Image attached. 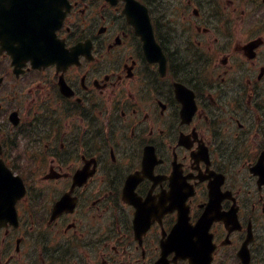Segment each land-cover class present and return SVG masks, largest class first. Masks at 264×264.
<instances>
[{
	"label": "flooded vegetation",
	"instance_id": "af4514ba",
	"mask_svg": "<svg viewBox=\"0 0 264 264\" xmlns=\"http://www.w3.org/2000/svg\"><path fill=\"white\" fill-rule=\"evenodd\" d=\"M177 1L169 4L166 27L169 63L188 58L192 42L209 59L197 72L177 63L162 76L118 6L70 0L62 27L48 31L63 0H0L2 157L11 169L38 173L17 202L18 219L0 220V264H264V185L250 172L264 151V45L255 59L247 58L243 46L252 31L198 24L200 13L191 16L188 9L199 1ZM187 24L200 37L184 36ZM48 34L68 46L93 41L94 57L81 56L64 74L71 97L61 93L55 65L33 69L21 51ZM15 58L24 60L19 75ZM176 82L195 92L198 109L190 123H182ZM26 93L33 97L26 100ZM13 111L25 124L24 138L34 141L28 149L12 148L7 119ZM255 136L258 148L252 149ZM20 156H27L25 164H17ZM87 162L94 173L74 186ZM131 175L136 180L127 185ZM220 180L229 192L221 210L238 219H217L197 231L207 247L213 244L211 262L167 254L179 217L175 204L187 206L195 225L209 186ZM68 192L74 210L53 219L56 202ZM249 235L247 261L240 251Z\"/></svg>",
	"mask_w": 264,
	"mask_h": 264
},
{
	"label": "water",
	"instance_id": "95a60500",
	"mask_svg": "<svg viewBox=\"0 0 264 264\" xmlns=\"http://www.w3.org/2000/svg\"><path fill=\"white\" fill-rule=\"evenodd\" d=\"M128 3H129V6H130L129 7V12L131 14L130 16L132 18V22H134L135 25H137L139 27L141 32L146 37V26H145V24L142 22V20L139 17V14H138L139 9H138L137 5L133 2V0H130ZM139 12L141 13V11H139ZM145 16H146V22H147V26H148L147 30L150 33V35L152 36V31H151L150 24L148 22L146 10H145ZM1 168H3V167H0V187L2 185V182H4L7 186L12 188L11 193H10V197H11L12 201H14L19 196L20 185L17 182H15L13 178H10L9 182L7 180L5 181L4 178H3L4 171ZM257 172L260 173L259 171H257Z\"/></svg>",
	"mask_w": 264,
	"mask_h": 264
},
{
	"label": "rangeland",
	"instance_id": "374dc122",
	"mask_svg": "<svg viewBox=\"0 0 264 264\" xmlns=\"http://www.w3.org/2000/svg\"><path fill=\"white\" fill-rule=\"evenodd\" d=\"M242 26H243V22L238 21V27H239L240 30H241ZM246 30H247V29H246ZM247 31H249V30H247Z\"/></svg>",
	"mask_w": 264,
	"mask_h": 264
}]
</instances>
